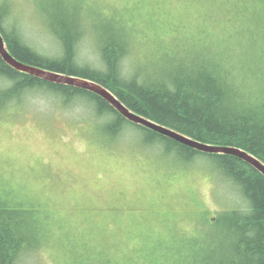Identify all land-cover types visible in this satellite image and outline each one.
Segmentation results:
<instances>
[{
    "label": "rangeland",
    "instance_id": "obj_1",
    "mask_svg": "<svg viewBox=\"0 0 264 264\" xmlns=\"http://www.w3.org/2000/svg\"><path fill=\"white\" fill-rule=\"evenodd\" d=\"M7 1L6 26L42 56L62 57L40 0ZM84 5L88 15L76 22L79 68L106 71L102 49L114 36L107 22L123 18L134 37L122 48L121 79L166 82L187 61L156 55L193 47L264 92V0ZM27 94L24 108L0 114V219L20 243L36 242L14 264H227L237 257L240 240L226 222L234 210L247 213L250 202L217 174L212 158L189 161L180 151L149 148L131 126L111 141L101 130L104 118L94 122L85 109L89 103L64 106L44 91Z\"/></svg>",
    "mask_w": 264,
    "mask_h": 264
},
{
    "label": "trees",
    "instance_id": "obj_2",
    "mask_svg": "<svg viewBox=\"0 0 264 264\" xmlns=\"http://www.w3.org/2000/svg\"><path fill=\"white\" fill-rule=\"evenodd\" d=\"M40 2L39 11L43 19L51 21L49 28L63 44V56L54 59L42 56L25 44L14 27L6 26V17L11 12V3L6 0L0 7V31L9 52L17 60L55 73L95 81L109 89L138 115L204 144L242 149L264 162V92L251 90L246 77L242 81L235 78L236 73L226 64H221L201 49L188 47L182 52L165 49L156 55L158 60L167 55V61H187H182L180 68L166 82L161 80L148 84L121 79L119 65L122 48L125 46L127 50L134 32L127 20L115 17L107 22L109 28L105 30L114 34L113 40L102 49L106 71L79 68L75 61V44L79 34L76 29L80 23L76 22L88 15L84 5L86 0ZM94 8L92 14H99ZM117 38L120 42H117ZM0 82L3 83V86L0 83V114H12L24 108L19 106L28 99L27 93L37 89L60 97L64 106L81 101L89 103L91 107L85 109L94 115V122L104 118L101 130L111 141L118 140L131 126L144 134L142 142L149 148L157 150V147H164L170 156L180 151L189 161L201 156L212 158L217 174L223 176L232 187L239 188L250 202L249 207L243 209L247 213L237 215L238 210H234V217L226 222L229 233H235L240 240L236 246L237 257L227 264H264V175L251 165L230 155L198 152L135 125L98 95L20 72L7 64L1 54ZM9 220L13 221V218ZM7 224L8 220L0 219V264H14L19 252L36 245L32 241L20 243L11 225ZM211 264L219 263L215 261Z\"/></svg>",
    "mask_w": 264,
    "mask_h": 264
},
{
    "label": "water",
    "instance_id": "obj_3",
    "mask_svg": "<svg viewBox=\"0 0 264 264\" xmlns=\"http://www.w3.org/2000/svg\"><path fill=\"white\" fill-rule=\"evenodd\" d=\"M0 45H2V48H0V54L5 60V62L20 72L34 75L38 78L44 79L51 83L72 86L80 90H85L93 94H96L99 97L106 100L125 119H127L128 121H130L135 125L156 132L166 138L172 139L186 147H189L201 153L215 154V155H230L237 157L245 161L249 165H251L262 175H264V162H262L254 155L248 153L247 151H244L236 147H223V146L221 147V146L204 144L190 137H187L173 129L157 124L156 122H153L152 120L147 119L146 117H143L131 111L122 101H120V99L114 93H112L109 89H107L106 87L95 81H91L80 77L55 73L52 71L44 70L20 62L9 52L6 46V41L1 31H0Z\"/></svg>",
    "mask_w": 264,
    "mask_h": 264
},
{
    "label": "snow or ice",
    "instance_id": "obj_4",
    "mask_svg": "<svg viewBox=\"0 0 264 264\" xmlns=\"http://www.w3.org/2000/svg\"><path fill=\"white\" fill-rule=\"evenodd\" d=\"M0 48H2V45H0Z\"/></svg>",
    "mask_w": 264,
    "mask_h": 264
},
{
    "label": "bare ground",
    "instance_id": "obj_5",
    "mask_svg": "<svg viewBox=\"0 0 264 264\" xmlns=\"http://www.w3.org/2000/svg\"><path fill=\"white\" fill-rule=\"evenodd\" d=\"M30 233V231H28ZM23 264V263H22Z\"/></svg>",
    "mask_w": 264,
    "mask_h": 264
}]
</instances>
